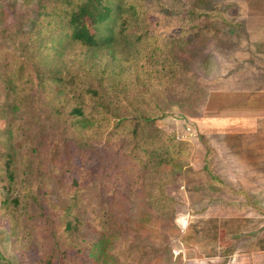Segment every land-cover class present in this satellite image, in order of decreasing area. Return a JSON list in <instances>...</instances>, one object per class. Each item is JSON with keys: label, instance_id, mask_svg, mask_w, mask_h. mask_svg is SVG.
I'll return each mask as SVG.
<instances>
[{"label": "trees", "instance_id": "1", "mask_svg": "<svg viewBox=\"0 0 264 264\" xmlns=\"http://www.w3.org/2000/svg\"><path fill=\"white\" fill-rule=\"evenodd\" d=\"M24 3L0 9V185L9 192L1 200L9 235L30 247H19L17 263L2 264H154L166 249L164 234L177 233L165 184L192 149L187 140L169 143L154 118L191 74L196 50L190 38L153 32L144 0ZM66 130L72 161L60 136ZM98 134L123 153L118 172L85 152ZM27 171L35 195L68 197L56 239L36 198L21 197ZM190 239L188 228L180 241L189 246ZM53 241L68 246L67 263Z\"/></svg>", "mask_w": 264, "mask_h": 264}, {"label": "rangeland", "instance_id": "2", "mask_svg": "<svg viewBox=\"0 0 264 264\" xmlns=\"http://www.w3.org/2000/svg\"><path fill=\"white\" fill-rule=\"evenodd\" d=\"M7 5L21 10L26 4L24 0H0V9ZM144 5L151 11L149 19L152 21L153 32L162 33L164 37L178 35L190 38V43L196 50V56L192 58L190 65L191 74L182 76L176 82L168 103L159 112L160 115L154 118V124L165 134L164 137L169 136V143L173 144L185 138L196 140L194 127L186 114L180 110L179 101L184 99L182 87L186 84L194 86L195 80L203 85L209 84L212 70L217 69L214 65L217 58L214 61V56L217 57L220 50L217 48L218 39L226 37V30L229 28L232 32L236 30L234 25L237 23H232L234 27H231V24L229 27L228 23L235 22L247 12L260 14L264 9L258 6V0H144ZM191 9L201 14L191 18L187 13ZM181 106L188 109L189 105ZM60 136L65 143V153L72 161L74 151L72 147H67L73 145L71 131H63ZM83 148L87 154L94 157L98 167L111 168L118 172L125 166L123 153L110 149L100 134L96 135L93 141L84 143ZM190 156L186 165L172 172L173 180L165 184L167 213L177 233L169 231L164 234L167 246L154 264H225L233 254H238L239 260L251 251H264V199L257 196L258 188H263L264 184L259 185L258 179L254 181V175L247 179L239 176L243 183L235 184V187L245 186L246 190H250V194L244 197L240 193H230L224 189L225 184L214 182V178L209 177L205 170L196 169ZM28 171L24 183L26 190L22 191L21 197L26 201L36 198L44 213L53 222L52 236L56 239L57 225L69 205L68 197L58 191L35 195V175ZM8 195V190L0 185V264L6 261L17 263L21 251L19 247L24 245L26 252L30 247V243L16 244L9 235L7 221L1 215V200ZM188 228L191 234L190 244L184 246L180 236L186 233ZM51 243L52 247L59 248L60 260L67 263L65 251L68 246L60 241ZM230 243L234 244L233 252L225 257L219 256V252Z\"/></svg>", "mask_w": 264, "mask_h": 264}, {"label": "crops", "instance_id": "3", "mask_svg": "<svg viewBox=\"0 0 264 264\" xmlns=\"http://www.w3.org/2000/svg\"><path fill=\"white\" fill-rule=\"evenodd\" d=\"M258 3L264 9V0ZM250 13L229 22V27L237 23L236 30L229 28L226 37L218 39L217 69L212 70L209 84L198 80L192 87L186 84L179 101L196 132V140L185 138L192 145L194 167H208L214 182L244 197L250 190L235 187L243 183L239 176L254 175V181L264 184V11ZM257 196L264 199V187L258 188ZM262 252L251 251L239 260L233 254L225 264H264Z\"/></svg>", "mask_w": 264, "mask_h": 264}]
</instances>
